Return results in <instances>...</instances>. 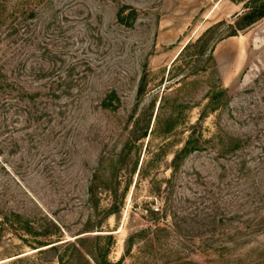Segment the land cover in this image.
<instances>
[{
	"label": "rangeland",
	"instance_id": "1",
	"mask_svg": "<svg viewBox=\"0 0 264 264\" xmlns=\"http://www.w3.org/2000/svg\"><path fill=\"white\" fill-rule=\"evenodd\" d=\"M249 1L46 0L47 8L25 22L34 32L52 23L49 33L69 43L67 60L86 61L88 66L80 71L88 67L91 71L83 80L84 110L79 116L71 113L64 145H50L53 148L34 170L36 175L29 177L25 165L12 163L13 158L3 160L39 204L10 173L0 170L1 191L8 190L6 197H0V264H14L20 256L26 261L18 264H58L53 254L37 253L42 241L61 230L58 224L66 231L64 239L71 241L113 234L108 258L112 264H264V19L241 28L237 16L247 11ZM26 2L10 0V5ZM210 29L201 55V48L194 45ZM221 90L229 91L226 97ZM111 91L117 92L120 103L115 100L116 107L105 110L102 102ZM215 98L224 104L211 110ZM203 112L209 116L207 128L215 132L221 124L242 146L218 162L211 152L191 156L173 179L169 170L173 154ZM147 126L148 136L136 145L133 132ZM126 149L122 170L111 168L108 160L101 166L104 155L114 151L120 155ZM161 149L158 167L140 181L142 163L156 159L153 154ZM243 163L250 171L247 177L239 173ZM135 165L138 170L131 173ZM196 170L204 176L208 170L214 173L213 179L231 194L226 201L248 196L250 204L239 218L243 224L219 225L224 237L202 229L182 238L173 229L176 219L171 214L159 222L171 227L168 233H143L156 229L158 223L145 209L164 205L153 192L152 180L161 186L165 182L163 190L170 191L174 204L181 191L195 200L197 195L186 187L195 182ZM115 174L123 177L121 189L133 176L134 180L120 214L107 219L101 209L110 207L114 198L102 192L101 209L94 213L85 203L86 187L94 175L111 178ZM170 180L175 186L171 190L166 186ZM13 211L23 219L13 217ZM238 226L242 230L236 236ZM226 228L234 233L228 235ZM135 234V244L124 257L125 241ZM82 245L83 251H91L103 249L106 242Z\"/></svg>",
	"mask_w": 264,
	"mask_h": 264
},
{
	"label": "trees",
	"instance_id": "2",
	"mask_svg": "<svg viewBox=\"0 0 264 264\" xmlns=\"http://www.w3.org/2000/svg\"><path fill=\"white\" fill-rule=\"evenodd\" d=\"M26 1L22 7L19 4L10 5V0H0V170L10 173L20 185L21 182L18 181L15 173L3 160L7 157L13 158L12 163H17L18 166L20 163L25 165L26 174L29 177L36 175L34 170L37 171L41 159H46L53 148L50 149V145L54 143L58 148L64 145L67 138L64 136V131L70 122L71 113H77L79 116L80 112L84 110L82 96L86 85L83 80L86 79V72L91 71L90 67L86 71H80L81 67L88 66L86 61L72 62L67 60L70 56L68 53L69 43L68 41L63 43L61 35L49 33L53 27L52 23L40 27L39 32H34L32 25L25 23L36 19L39 10L47 8L46 0ZM246 9L247 11L243 15L237 16L242 29L264 19V0H250L246 4ZM212 31L211 29L207 31L194 45L201 48V55L206 52L203 41ZM38 37L41 38L38 39ZM188 47L189 45L183 52ZM261 81L258 80L256 83L262 85ZM228 92V90H221L223 97H226ZM61 100L63 103H60ZM115 100L120 103L117 92H109L105 95L102 108L105 110L115 108ZM213 101L211 110H217L224 104L220 98H215ZM207 115L206 112L201 113L196 123L190 125L187 130V139L182 147L174 152V158L169 167L173 179H177L184 163L191 156L211 152L210 156L214 155L213 160L218 162L235 154L241 148L242 141L239 138L230 137L226 128L221 124L216 125L215 132L207 128L205 125L206 119L209 117ZM73 122L76 123V121ZM148 132V126L143 130L136 129L133 132L135 133L134 143L137 145L141 142L148 136ZM208 135L209 137H207ZM126 153L127 149L120 155H116L115 151L104 155L101 166H106L105 161L108 160L111 168L117 172L122 170L120 165L126 161L128 157V153ZM163 154V149H161L158 153L153 154L156 159L147 161L145 164L142 163L138 172L140 181L143 180L145 174H149L156 168L158 159ZM134 167L129 170L131 173L137 172L138 165ZM210 171L205 173L208 176H204L203 172L196 170L193 175L196 176L195 182L193 181V184L188 183L191 187H186L190 193L197 195V199L194 200L191 198V194L181 191V196L176 204L171 198L170 191L163 190L165 182L161 186L156 180H152L153 192L164 200V205L162 208L156 207L155 210L145 209V212L152 218V222L158 223L156 229H144L142 232L151 235L168 233L171 227L168 225L161 226L159 222L162 219L167 220L171 214L176 219L172 224L173 229H176L182 238H191L190 236H193L194 231L202 229L212 236L224 237L225 233L219 229V225L225 226V222L234 221L236 224H243L239 218H242L241 215L245 214L246 208L250 204L246 199L248 196H237L230 202L226 201L231 194L228 193L227 195L224 192L226 190L213 179L214 173ZM248 172L250 171H247L246 163H243L239 173L247 177ZM133 180L134 176L127 180L126 185L121 189L124 182L123 177L118 174L111 178H99L94 175L86 187V205L90 207L92 212L97 213L101 209L100 197L102 192L109 193L114 200L110 207L101 209L103 217L108 219L110 216L120 214ZM170 182L171 180L166 186L171 190L175 186L172 185V182L169 186ZM137 184H139L138 181L135 187ZM21 186L25 194L27 193V196L39 204L32 193L23 185ZM1 188L0 197H6L8 190L1 191ZM179 188L182 189L181 186ZM12 215L17 220L23 219L20 212L13 211ZM154 215L161 217L158 220ZM25 225L29 228L31 226L29 221ZM58 225L61 230L57 227L58 233L56 235L49 236L48 239L42 241L40 244L44 245L39 247L41 250L37 253L41 255L53 254L58 264H112L108 258L115 243L113 234L95 235L96 237L92 239L80 237L71 241L64 239L66 231L60 224ZM224 230L228 235L235 232L238 236L242 229L238 226L235 227L234 232L229 231L228 228ZM201 233L204 234L202 231ZM136 236L137 234L130 235L126 239L124 257L129 254L134 246ZM86 241L97 242L98 244L105 241L106 245L103 249L95 247L91 251H83L82 244ZM99 260H103L102 263ZM13 261H15L14 264H18L26 260L25 256H20Z\"/></svg>",
	"mask_w": 264,
	"mask_h": 264
}]
</instances>
